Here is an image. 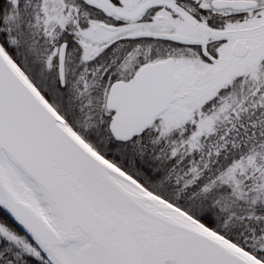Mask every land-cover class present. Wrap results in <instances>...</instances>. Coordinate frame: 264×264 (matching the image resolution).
I'll return each mask as SVG.
<instances>
[{
  "label": "snow or ice",
  "instance_id": "6c2138e0",
  "mask_svg": "<svg viewBox=\"0 0 264 264\" xmlns=\"http://www.w3.org/2000/svg\"><path fill=\"white\" fill-rule=\"evenodd\" d=\"M0 264H264V0H0Z\"/></svg>",
  "mask_w": 264,
  "mask_h": 264
}]
</instances>
